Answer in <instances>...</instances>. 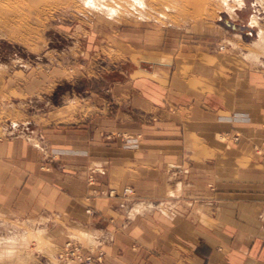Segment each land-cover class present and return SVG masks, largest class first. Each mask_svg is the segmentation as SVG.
I'll list each match as a JSON object with an SVG mask.
<instances>
[{
	"label": "crops",
	"instance_id": "crops-1",
	"mask_svg": "<svg viewBox=\"0 0 264 264\" xmlns=\"http://www.w3.org/2000/svg\"><path fill=\"white\" fill-rule=\"evenodd\" d=\"M208 57L120 83L134 116L104 106L79 125L57 110L40 127L45 149L0 140V202L89 229L102 264H264V66Z\"/></svg>",
	"mask_w": 264,
	"mask_h": 264
},
{
	"label": "rangeland",
	"instance_id": "rangeland-1",
	"mask_svg": "<svg viewBox=\"0 0 264 264\" xmlns=\"http://www.w3.org/2000/svg\"><path fill=\"white\" fill-rule=\"evenodd\" d=\"M111 1L106 0L114 7L119 2ZM151 1L145 0L148 11L143 12L144 18L132 8L130 16H107L74 0L69 8L43 2L41 6L48 4L51 9L42 7L48 10L33 12L13 25L1 20L0 140L20 138L45 149L40 127L46 116L57 110L64 116L75 111L79 123L70 116L66 122L79 125L83 117L104 106L111 112L121 107L134 116L136 102L129 100L128 92L120 105L117 86L152 78L153 71H158L154 79H166L165 72L170 70L166 66L175 59L213 62L208 56H239L264 66V42L253 46L259 40V27L264 31V0L261 6L256 4L260 0H245V8L233 15L220 0ZM22 11L28 13L27 9ZM253 15L260 17L259 27L251 26ZM127 90L133 91V86ZM137 137L124 134L121 139L128 144ZM217 139L226 145L232 143L226 136ZM254 147L264 159V143ZM85 214L86 222L94 216L91 210ZM56 231L65 234L59 245L54 242ZM90 233L54 215L30 219L0 202V264H75L59 259L67 244L71 249L80 248L83 255L101 258L93 264H102V245L87 242L85 236Z\"/></svg>",
	"mask_w": 264,
	"mask_h": 264
},
{
	"label": "bare ground",
	"instance_id": "bare-ground-1",
	"mask_svg": "<svg viewBox=\"0 0 264 264\" xmlns=\"http://www.w3.org/2000/svg\"><path fill=\"white\" fill-rule=\"evenodd\" d=\"M50 1L54 4L56 3L60 7L65 6V8H67V7L69 8V6H67V5L74 3V0H43L42 3L41 2L39 3L38 0H30L29 3L26 0H20V2L19 1L17 2L18 3L17 4L14 2V0H0V21L2 20L4 22V24H6V25L12 24V23L15 24L18 21L21 22V20L27 19L31 15V13H33V12L38 13V14L46 12L48 10L46 8H48V7L50 8L52 6L48 5V4H44L45 6L44 5L41 6V5L43 4V2L44 3H47V2L50 3ZM81 1L83 2L84 6L86 8L97 9L102 14H104V15L106 14L107 16L111 15L112 17H113V15H118V16L119 15H122V16H128L129 15L130 16V15H132V13L130 12L129 8H132V10H134L136 13H138L139 16H142L144 18L145 13H143V12L146 11V9H147L145 0H128V1L123 0V3H119L121 1V0H119V2L117 1L118 3L116 4V7L108 4L106 2V0H81ZM112 1H114V0H112ZM154 1L155 0H152L151 2H154ZM220 1L222 3V6H224V8L229 12V14L230 13L231 14L232 13L237 14L236 11L243 10L246 6L245 0H220ZM1 2H4V4H1ZM261 3H262V0L256 2V4L259 6H261ZM15 4H17V5H15ZM42 7H46V8H42ZM25 9H27V11H28L27 14L24 11H22ZM19 10L21 11V14L19 13ZM147 11H148V9H147ZM259 20H260V17L258 15H253L252 19H251V26L255 27V25H257L259 27V22H258ZM260 25L262 26L261 23H260ZM257 35L259 36V40H258V42H255L254 43L255 45H253V46H256V45L259 46L260 44H262V42H264V39H263L264 38L263 37L264 31L260 27H259V32ZM25 239H26V237H25Z\"/></svg>",
	"mask_w": 264,
	"mask_h": 264
},
{
	"label": "built area",
	"instance_id": "built-area-1",
	"mask_svg": "<svg viewBox=\"0 0 264 264\" xmlns=\"http://www.w3.org/2000/svg\"><path fill=\"white\" fill-rule=\"evenodd\" d=\"M136 141L131 140L130 144L134 143ZM70 244H67L65 246V249L61 254H59V259L65 260V261H72L75 264H93L97 260L100 261L101 258L93 259L91 256L83 255L80 248L73 247L70 248Z\"/></svg>",
	"mask_w": 264,
	"mask_h": 264
}]
</instances>
